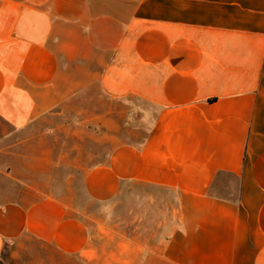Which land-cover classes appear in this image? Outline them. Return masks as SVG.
Segmentation results:
<instances>
[{
	"label": "crops",
	"instance_id": "0c3cea01",
	"mask_svg": "<svg viewBox=\"0 0 264 264\" xmlns=\"http://www.w3.org/2000/svg\"><path fill=\"white\" fill-rule=\"evenodd\" d=\"M0 128V264H264V0H0Z\"/></svg>",
	"mask_w": 264,
	"mask_h": 264
},
{
	"label": "rangeland",
	"instance_id": "374dc122",
	"mask_svg": "<svg viewBox=\"0 0 264 264\" xmlns=\"http://www.w3.org/2000/svg\"><path fill=\"white\" fill-rule=\"evenodd\" d=\"M1 131V128H0ZM0 144L3 143L0 140ZM67 166H62L55 168L53 171V176L56 180L64 181L67 178ZM90 214H94V218L98 220H105L107 223L115 225L117 228H123L127 230L128 233H132L136 227V202H135V190H132L128 197H124L122 205L118 206L114 212H106L99 205L90 206ZM147 226V236H152V221H146L145 227ZM154 222V229H155ZM152 241L154 238H147ZM19 252V258H10V251H5V256L9 259V264H83L77 259L65 258L57 254L50 247H46L38 244L33 240H25L21 245L16 247Z\"/></svg>",
	"mask_w": 264,
	"mask_h": 264
}]
</instances>
